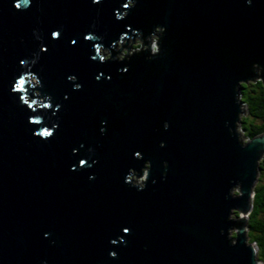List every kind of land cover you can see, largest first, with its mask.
<instances>
[{
	"label": "water",
	"instance_id": "1",
	"mask_svg": "<svg viewBox=\"0 0 264 264\" xmlns=\"http://www.w3.org/2000/svg\"><path fill=\"white\" fill-rule=\"evenodd\" d=\"M257 77L264 0H0V264H261Z\"/></svg>",
	"mask_w": 264,
	"mask_h": 264
},
{
	"label": "trees",
	"instance_id": "2",
	"mask_svg": "<svg viewBox=\"0 0 264 264\" xmlns=\"http://www.w3.org/2000/svg\"><path fill=\"white\" fill-rule=\"evenodd\" d=\"M241 97L248 114L242 116L243 127L250 136L264 131V80L260 77L241 83ZM260 174L255 185L254 205L249 214V235L259 246L258 255L264 264V156L260 160Z\"/></svg>",
	"mask_w": 264,
	"mask_h": 264
},
{
	"label": "rangeland",
	"instance_id": "3",
	"mask_svg": "<svg viewBox=\"0 0 264 264\" xmlns=\"http://www.w3.org/2000/svg\"><path fill=\"white\" fill-rule=\"evenodd\" d=\"M243 82H247V81H243ZM243 105H244V104H243ZM247 114H248V113H247ZM247 114H243V115H247ZM237 129L241 131L242 129H244V127L242 126V124H239V125L237 126ZM242 137H243L244 139H247V137H245L243 134H242ZM260 172H261V171H260ZM234 191L237 192V188H234ZM231 233L234 234V231L232 230Z\"/></svg>",
	"mask_w": 264,
	"mask_h": 264
},
{
	"label": "snow or ice",
	"instance_id": "4",
	"mask_svg": "<svg viewBox=\"0 0 264 264\" xmlns=\"http://www.w3.org/2000/svg\"><path fill=\"white\" fill-rule=\"evenodd\" d=\"M44 134H45V135H47L48 133H47V132H45Z\"/></svg>",
	"mask_w": 264,
	"mask_h": 264
}]
</instances>
